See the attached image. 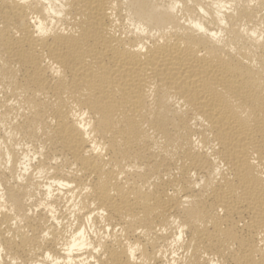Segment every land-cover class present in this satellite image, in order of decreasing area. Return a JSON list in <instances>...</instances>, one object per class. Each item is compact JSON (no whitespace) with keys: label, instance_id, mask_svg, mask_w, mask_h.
<instances>
[{"label":"bare ground","instance_id":"bare-ground-1","mask_svg":"<svg viewBox=\"0 0 264 264\" xmlns=\"http://www.w3.org/2000/svg\"><path fill=\"white\" fill-rule=\"evenodd\" d=\"M60 3L38 35L43 0H0V259L103 210L98 264H264V0Z\"/></svg>","mask_w":264,"mask_h":264},{"label":"clouds","instance_id":"clouds-1","mask_svg":"<svg viewBox=\"0 0 264 264\" xmlns=\"http://www.w3.org/2000/svg\"><path fill=\"white\" fill-rule=\"evenodd\" d=\"M43 3L47 4V8L45 12L48 14L49 19L47 21L41 20L38 16L35 17L34 23L36 24V30L38 35H47L52 30V25L56 23V19L63 16V5L60 3V0H43ZM181 5L179 2L175 3L172 7V11L175 12L176 9L180 8ZM227 11H230L231 8L225 6ZM200 12L203 15H207L206 11L201 8ZM188 23L191 25L193 29L201 33H207L213 39L217 38L218 36L222 35V33L218 32H208V30L204 27V24L201 20L191 21L189 20ZM220 23L223 25L225 21L223 19L220 20ZM132 27L135 28V31L140 34H145L147 32L146 28L140 24H133ZM80 127H84V124L81 123ZM59 187L61 189L71 188L72 185L66 182H61ZM49 195L48 199L52 198V189L48 187L47 189ZM88 191V189H85ZM71 203V201H69ZM43 207V205H41ZM39 209H37L38 211ZM0 211H7V209L0 207ZM103 210L100 212H92L91 214L87 215L85 218V224L80 226L77 231L72 232L69 239L64 243L63 247L61 248L62 256H54L51 251L45 250L39 259L36 261V264H98L95 259L96 255H99L101 252L100 247H94L93 243L89 239L90 235H97L96 232L93 231V217L97 215H103ZM49 215L51 217L52 222L57 226L60 227L62 225V221L57 218L56 210L53 208ZM17 224L16 220H13V225ZM183 230H181L180 235L176 237L177 241H181L183 239ZM43 239H50V232L44 231L42 233ZM93 253L94 255H86L88 252ZM4 249L0 246V254H3ZM175 255V253H173ZM0 264H5L3 259H0ZM7 264H18V261L13 257H7Z\"/></svg>","mask_w":264,"mask_h":264}]
</instances>
